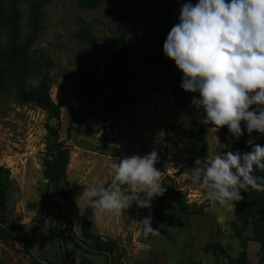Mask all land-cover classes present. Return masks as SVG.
Returning <instances> with one entry per match:
<instances>
[{
	"label": "rangeland",
	"instance_id": "obj_1",
	"mask_svg": "<svg viewBox=\"0 0 264 264\" xmlns=\"http://www.w3.org/2000/svg\"><path fill=\"white\" fill-rule=\"evenodd\" d=\"M186 2L194 4V0H150L149 15L131 24L112 0H45L43 27L31 54L45 65L57 114L17 100L0 78V165L8 170L7 223L17 233V238L0 239V264H225L222 252H204L203 246L218 243L230 256L240 252L232 230L233 223H240L238 201L222 206L190 180L194 160L207 162L216 151H229L224 138L232 134L227 126L217 129L202 122L203 110L193 102L198 98L192 99L196 132L190 130L191 116L176 97L182 73L162 52ZM18 10L24 34L29 31L28 0H18ZM7 29L0 21V41L6 39ZM120 36L130 80L104 124L108 87L104 84L82 101L79 76L89 68L103 78L112 42ZM38 80L28 76L25 85L34 87ZM254 137L264 145V134L254 130ZM53 142L69 152L67 185L62 181L58 187L48 184L44 176L48 143ZM152 150L159 157L155 167L161 171L163 186L174 181L185 201L202 207L203 213L185 215L165 206L158 220L155 212L135 204L123 214L94 212L92 230L110 242L112 252H84L77 245L82 241L87 204L80 194L83 188L111 181L113 162ZM67 187L69 194L64 197ZM147 215L157 233L137 237L134 221ZM258 249L257 242L248 241V264L257 263Z\"/></svg>",
	"mask_w": 264,
	"mask_h": 264
},
{
	"label": "clouds",
	"instance_id": "obj_2",
	"mask_svg": "<svg viewBox=\"0 0 264 264\" xmlns=\"http://www.w3.org/2000/svg\"><path fill=\"white\" fill-rule=\"evenodd\" d=\"M163 42V55L182 73L180 87L195 93L205 124L227 126L234 138L244 131L264 134V0H197L184 3ZM250 106H255L250 109ZM245 153L217 152L207 162L196 158L193 185L220 205L239 201L241 191H264V145ZM155 150L113 162L106 186L93 184L80 193L96 214H123L133 204L150 209L165 192ZM151 215L134 221L136 236L156 234Z\"/></svg>",
	"mask_w": 264,
	"mask_h": 264
},
{
	"label": "trees",
	"instance_id": "obj_3",
	"mask_svg": "<svg viewBox=\"0 0 264 264\" xmlns=\"http://www.w3.org/2000/svg\"><path fill=\"white\" fill-rule=\"evenodd\" d=\"M118 4L124 12L126 20L133 24L140 21L144 16L150 13V0H112ZM45 0H28L29 14L27 16L28 28L27 33L21 31V16L18 10V0H0V21L7 24L8 29L6 39L0 41V78L7 83L17 100L21 102H33L50 114H57V106L51 101L49 89L51 80L44 70V64L38 59L33 58L31 54V45L38 38L41 28L43 27L42 7ZM197 0H194V4ZM45 62L50 63L48 58ZM28 76H37L38 83L34 87H27L25 80ZM82 84L81 100L86 97L90 98L99 92L105 84L109 91L104 101L105 113L103 123L108 121L112 116V110L118 101L125 95L129 84L130 74L124 61L122 53V37L115 38L112 42V54L109 64L104 70L103 78L97 74L91 73V69L86 68L79 76ZM180 82L176 86V97L191 116L190 130L195 133L196 112L192 104L193 98H198L195 93H188L181 89ZM255 106H250L251 110ZM103 126V125H102ZM211 127L214 125L209 124ZM221 126L219 128H225ZM242 135L237 139L231 136L224 138L225 149L241 153L251 150V145L259 144L255 137L254 131L248 134L244 131V122L241 121ZM49 156L45 159L44 176L47 183L54 187L60 186L66 181V168L68 164L69 152L67 147L60 142L48 143ZM8 170L0 165V239L17 238V233L13 227L8 225L6 212L7 203L5 197L6 178ZM255 176H264V171L255 170ZM110 181L106 182V186ZM165 192L162 196L157 197L151 202L152 212H155L158 220L163 218L165 206L175 207L180 214L201 215L202 207H192L187 203L183 195L177 190L176 183L170 181L165 186ZM69 194V188L62 193L64 197ZM241 199L238 201L240 213V223H233L232 230L234 235L239 239L241 250L236 256H230L225 253L222 245L218 243H207L203 246L204 252H222L226 258L225 264H248L246 246L248 241H255L259 245L258 261L256 264H264V191H256L246 188L241 191ZM94 222V210L86 204L83 215L80 233L82 241L77 243L84 252L93 253H111L112 246L110 242L100 238L92 230ZM250 231V235L245 232ZM216 264H220L216 262Z\"/></svg>",
	"mask_w": 264,
	"mask_h": 264
},
{
	"label": "water",
	"instance_id": "obj_4",
	"mask_svg": "<svg viewBox=\"0 0 264 264\" xmlns=\"http://www.w3.org/2000/svg\"><path fill=\"white\" fill-rule=\"evenodd\" d=\"M62 247H64L63 242H62Z\"/></svg>",
	"mask_w": 264,
	"mask_h": 264
}]
</instances>
